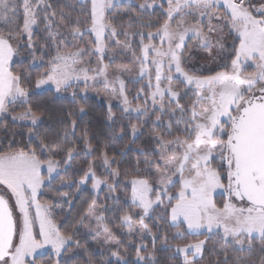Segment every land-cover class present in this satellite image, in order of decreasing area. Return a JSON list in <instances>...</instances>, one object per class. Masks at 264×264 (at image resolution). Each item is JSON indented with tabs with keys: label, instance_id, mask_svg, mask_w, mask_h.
<instances>
[{
	"label": "snow or ice",
	"instance_id": "6c2138e0",
	"mask_svg": "<svg viewBox=\"0 0 264 264\" xmlns=\"http://www.w3.org/2000/svg\"><path fill=\"white\" fill-rule=\"evenodd\" d=\"M116 2L80 0L83 18L73 21L62 14L58 28L71 26L68 34L73 39L86 33L93 37L87 48L62 50L63 41L57 40L60 33L52 31L56 13L47 11L51 5L46 0H23L22 26L11 0H0V22L4 25L0 28V115L7 114L12 105L20 107V111L13 108L11 121L26 129L12 131L7 144H0V264H42L38 257L46 249L53 256L52 264H62L69 251L81 248L76 238L79 229L73 228L71 233L62 230L53 217L52 203L40 197L46 186L51 187L54 174L59 176L61 169L67 172L73 168L77 157L87 158L97 152L98 157L86 161L87 167H77L82 175L71 182L79 192L90 181L91 191L97 194L87 203L77 224L88 221L87 234L107 246L104 252L116 258L117 264L123 260L119 252L121 241L105 223V212L112 209L98 204V193L105 188L106 198L114 201L113 208L120 213L114 218L121 226H127L129 236L140 235L136 256L145 264L155 257L153 252L141 255V249L147 250L144 233L152 236L153 250L155 240L160 238L172 250L176 264H197L212 235L218 236L224 246L234 243L241 252L245 246L251 251L258 240L264 251V4L255 7L251 0H161L159 4L156 0H127L128 9L132 10L129 27L133 19H140L135 9L143 13L159 7L164 16L162 23L156 22L154 31H129L113 23L115 17L108 15ZM41 13L47 39L56 45V54L33 76L27 69L16 70L14 58L20 56L22 47H27L35 64L38 58L33 26L38 25ZM225 28L231 44L226 43ZM25 35L26 44H22ZM121 35L124 40L118 39ZM135 37H139V54L133 51V57L139 65L140 78L147 77L145 87L149 91L145 93V104L133 107L119 75L127 68L117 66L114 73L109 72L116 59L109 42L114 39L121 50L131 49ZM189 40L195 41L193 48L206 50L213 58V66L203 70L208 74L189 63L191 56L185 55L190 51ZM86 54L97 57L96 67L91 66V58L84 60ZM106 56L109 63L104 62ZM39 59L44 62L43 57ZM249 68L253 70L247 71ZM97 77H103L114 93L115 85H119L117 94L123 113L135 112L152 119L146 106L149 99L157 112L152 123L158 127L149 131V139L156 146L150 157L144 149H135L145 158H137L131 171L122 173L119 164L123 161H117L109 152L115 148L117 137L122 139L128 134V128L134 143L145 131L143 124L132 123L113 130L110 141L103 144L97 140L93 145L95 137H90L87 128L75 136L78 122L72 117L86 114L87 85ZM176 80L184 85V92L174 84ZM81 84L85 87L80 88ZM44 92L50 93V98L70 100L74 105L57 119L59 131H51L47 124L52 119L48 105L32 99ZM188 92L194 99L189 104L180 103ZM111 99L106 119L114 125ZM2 127L7 133L8 126ZM17 136L22 139L17 140ZM125 148L132 150L129 145ZM120 155L126 156L127 152ZM141 163L147 167L141 169ZM97 167H102L107 175H98ZM121 185L127 209L120 208V196L113 195ZM59 186H68V182L61 179ZM58 194L71 206L68 198L72 194ZM12 200L14 204L10 203ZM157 208L162 209V214L156 217L153 232L145 219ZM165 226L176 229L172 239L180 242L169 243ZM201 235L206 239L186 241L187 236ZM224 246L219 251L224 253L227 264Z\"/></svg>",
	"mask_w": 264,
	"mask_h": 264
},
{
	"label": "trees",
	"instance_id": "16d2710c",
	"mask_svg": "<svg viewBox=\"0 0 264 264\" xmlns=\"http://www.w3.org/2000/svg\"><path fill=\"white\" fill-rule=\"evenodd\" d=\"M137 2H143V0H137ZM159 0H156L158 3ZM47 4H50L51 7L47 9L49 13H56V23H54L52 31L53 33H60L57 36L58 41H63L61 45L62 50H74L76 48H87L89 41H91V36L89 34H85L82 38L73 39L71 35H69L70 27L65 28L63 26L57 27L56 24H61L60 17L63 14L66 18L71 17L73 21L77 17L83 18L84 11L83 5L78 0H46ZM90 6V5H89ZM166 8V5H164ZM137 13L140 14V19L131 21V27H129L130 21L129 16L132 14V10L128 9L127 3H119L117 4L109 13V17H115L113 23L117 26H123L124 28H128L129 31H138V30H155L158 27L157 21L163 22L164 16L162 15L161 9L157 7L154 11L148 10V12L140 13L139 9H135ZM127 12V14H126ZM22 17H19L18 23L22 25ZM151 22V23H150ZM45 21L43 20V13L39 18L38 25H34L33 27V40L37 44V51L35 53L38 58L33 64L32 56L29 53L27 47H22L20 49V56L14 58L15 64L14 67L16 70L27 69L28 72L32 73L33 76L39 71H42L47 66V61L50 60L56 54V45L53 44L51 40L47 39L48 33L45 31ZM150 25V26H149ZM118 39L124 40L125 37L123 35L119 36ZM139 37H135L132 40V50L137 54L139 52L138 45ZM147 42V41H146ZM227 44H231V37L228 36ZM47 45L46 48L43 46ZM42 49V50H41ZM132 51V53H133ZM40 57H43V63L40 61ZM30 64H33L32 67H29ZM203 73V72H202ZM203 74H208L204 72ZM139 82L133 83L130 85L131 90L129 91L128 97L132 98V95L137 89ZM181 89V86L179 85ZM184 92L183 90H181ZM33 100H43L48 107L51 109L52 119L47 121V124L50 126L51 131H59L60 125L57 123V119L63 114L64 111L70 110L74 105L70 103V100H58L55 97L50 98V93L44 92L41 93L40 96H34ZM188 99L187 95H182L180 103L186 104ZM79 103L84 104V100H78ZM132 103L133 99H132ZM87 112L84 115H75L72 118L76 119L78 122V126L75 129V136L78 137L81 135L83 129L87 128L89 130L90 137L94 136L95 139H92L93 145H96L97 140L100 141L101 144L105 142H109L111 138V132L113 130L119 131L121 127L126 125H130L132 123L135 124H143L144 125V133L140 135L134 143H132V137L130 133V128L126 129L128 131L127 135H124L123 138L117 137L115 140V148L109 152V155H115L117 161H123V163L119 164L121 172L123 173L125 170L131 171L135 161L139 158L141 161L144 160L145 156L141 155L140 152L135 151V149H144L145 155L151 156V150L154 148L155 141L149 139V131L153 127H158L152 123V119H154L157 113L153 112L150 116L152 119H149V116H145L143 114H139L137 116L125 115L122 110L117 107H112L111 110L115 114L116 123L113 125L111 121L106 119L108 108L100 101H97L93 97H88L87 103ZM20 110V108H16L15 111ZM13 112V110H9V113ZM167 117V116H166ZM146 122V123H145ZM8 126V132L5 133L3 130V125ZM162 130V129H160ZM16 131H26V129H21L18 125H15L11 121V117L9 116H0V144L6 145L8 140L11 139V132ZM7 137V138H6ZM26 138V137H23ZM75 143L78 141L75 140V137H71ZM17 140L22 139V137L17 136ZM125 145H129L130 149L125 148ZM121 152H127L126 156H121ZM99 153H94L93 156H89L87 158L80 156L77 157L74 161L73 168L68 169L67 172H64L63 169L60 170L59 176H55L52 180L51 187L45 188V194L40 197L42 201H49L52 203L53 208V217L57 221L58 224L61 225L62 230L71 233L73 228H78L79 232L77 235V239L80 240L81 248L75 249L73 248L71 251L67 253V256L62 258V264L64 261H67V264H89V260H91L92 264H117V261L107 256V253L104 250L99 249L98 246L93 242L91 237L84 232L80 231V226L77 224L80 216L83 213V210L87 207V203L90 202L95 194L91 191V182L86 186H83L82 189L77 192V189L72 181L78 180L82 175L81 172H78L76 169L78 166L87 167L86 161H90L93 157H98ZM113 167H117L116 164ZM141 169L146 168L147 165L141 163ZM98 175H107L102 167H97ZM151 178V177H150ZM63 179L68 182V186L60 187V180ZM123 179V175L120 177ZM110 180V179H109ZM122 185L117 189V192L113 195H119V207L123 209H127L128 205L125 203V193L121 191ZM59 192H68L72 195L68 199L72 201L71 206L65 200H62L59 196ZM98 203L102 205H107L111 211L105 212V216L107 220L105 223L112 229L115 234L116 239L121 241L119 245L120 255L123 257L122 262L119 264H145V261L140 263L137 261V246L140 244V235L133 234L129 236L128 229L126 226H121L119 220L114 217H118L120 215L119 212H116L113 208L114 201L110 198H106L105 190L101 191L98 195ZM134 210V209H133ZM162 214V209L157 208L155 212L151 215V217L146 218L145 222L152 228L153 232H156L155 224L157 223L156 217ZM134 219H138V216H134ZM139 226V225H138ZM165 231H167L169 236V243L175 244L180 241H176L172 239L173 234L176 232L175 228H168L165 226ZM144 243L147 245V250L141 249V255L147 256L149 252H153L155 259L150 262V264H176V259L173 257L172 250L167 248L163 241L160 238L155 240V249L153 250V240L152 236L148 233H144ZM197 239H206V236H187V240H197ZM183 241V242H186ZM223 245V242L219 240V237L216 235H212L210 238H207V244L205 247V251L203 253V258L197 261V264H216V261H219V264H224V253L219 251ZM224 251L227 252V264H261V259L264 258V251H261L259 241L254 242V246L251 251L247 250V246H245V251L241 252L238 246H235L232 242L228 243L224 246ZM243 258V260H241ZM38 260L42 262V264H52L53 256L46 252L42 256L38 257Z\"/></svg>",
	"mask_w": 264,
	"mask_h": 264
},
{
	"label": "rangeland",
	"instance_id": "374dc122",
	"mask_svg": "<svg viewBox=\"0 0 264 264\" xmlns=\"http://www.w3.org/2000/svg\"><path fill=\"white\" fill-rule=\"evenodd\" d=\"M78 1L80 2V0H78ZM119 3H127V0H118V2H116V5L119 4ZM159 3H161V0H159V2L157 4H159ZM251 3H252L253 6L259 7L261 4H264V0H251ZM11 6L15 7L16 10H17L18 20H19L20 16L22 17V20H23V0H11ZM166 7H167V5H166ZM22 24H23V22H22ZM3 27H4L3 22H0V28H3ZM223 35L226 37V43H227L228 42V29L227 28L224 29ZM92 39H93V37L91 36V40ZM26 40H27V36L25 35L23 37V39L21 40V43L22 44H26ZM194 44H195L194 40H189L188 41V46H189L190 51L186 52L185 55L186 56L190 55L191 56V60L189 61V63L195 65V67L197 69H200L204 73V71H203L204 69L213 66V58L208 56L206 50L193 48L192 46ZM109 49L110 50H115L114 54L116 56V59L111 62V66L109 68V72L110 73H114V69L117 66H124L125 68H127V71L119 73V75L121 76V79H123L124 82H125V93H126V95L128 97L129 91L131 90L130 85L133 84V83L139 82V84L137 86V89H135V91H134V93L132 95V98L128 97V99H129V101H131V103H132V99H133V102H134V103H132L133 107H135V105H137V104L144 105L145 104V93H147L149 91L145 87V85L147 84V77L140 78V76H139V65L134 60L133 53H132L133 50L132 49H122L121 50L119 48V46H117L115 44V40L114 39L111 42H109ZM138 54H139V52H138ZM214 55H215V51L213 52V56ZM89 58H91V60H92V65L91 66L92 67H96L97 63H98L97 57L96 56L89 57L86 54L85 57H84V60L86 61ZM104 62L105 63H109L107 56L105 57ZM252 70L253 69H251V68L247 69V71H252ZM112 78H113L112 75H110L109 79L111 80ZM174 84L176 86H178V87L180 85L181 86L180 90L185 91L184 85L181 84L179 80L174 81ZM84 87H85L84 84L80 85V88H84ZM115 87H116L117 93H118L119 85L116 84ZM141 89H144V91L141 92L140 91ZM87 93H88V97H93L97 101L102 102L108 109H109L108 100H109V98H112L111 99V108L112 107H117L120 110L122 109V105L120 103V99H121L120 96L117 93H114L111 90V86H108V85H106L104 83L103 77H97L95 82L90 80L88 82V85H87ZM138 93H139V97L137 96ZM193 99H194L193 94L191 92H188V99L186 101V104L191 103V101ZM146 106L148 108L149 115H151L153 112L157 113L156 111L153 110V106H152V103H151L150 99L147 101ZM10 108H11V110H13V108L16 110V108H20V107H18L16 105H12V106H10ZM10 108H9V110H10ZM20 110H17V111H20ZM12 115H14V112H11V113L8 112L7 114L0 115V116H9V117H11ZM125 115L137 116L139 114L133 112V113H130V114H125ZM177 117H179V113H177ZM167 119H168V117H165V120H167ZM54 176H56V175L54 174ZM109 179H110V182H112V178H109ZM104 190H105V195H107V189L105 188ZM100 192L98 193V195L100 194ZM94 194H95V196L97 195L96 193H94ZM10 203L14 204V200L10 201ZM133 211L134 212H138L139 210L138 209H134ZM88 223H89L88 221H85V224L80 226V231L81 232H84V233L87 234L90 231L89 227L86 226V225H88ZM94 223L95 222L93 221L92 222L93 226H94ZM138 225L139 224L135 225V227L137 229H139V227H140ZM89 236L92 239V236L91 235H89ZM102 238H103V236L101 237V239ZM93 242L98 246L99 249L104 250V248L107 247V246H105V245H103L101 243H97L94 240H93ZM110 243L114 244V241H112ZM46 252H49L51 254V252L48 251L47 249L44 250V253H46ZM111 258L116 260V258H114V257H111ZM137 261H139L140 263L143 262V261H140L138 259H137ZM120 262H122V261H120Z\"/></svg>",
	"mask_w": 264,
	"mask_h": 264
}]
</instances>
